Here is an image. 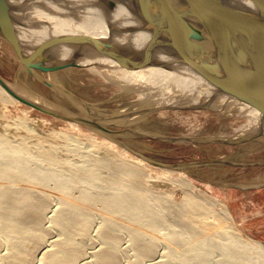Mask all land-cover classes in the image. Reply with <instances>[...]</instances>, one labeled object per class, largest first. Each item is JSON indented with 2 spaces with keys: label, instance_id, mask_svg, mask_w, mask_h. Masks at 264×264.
Segmentation results:
<instances>
[{
  "label": "bare ground",
  "instance_id": "6f19581e",
  "mask_svg": "<svg viewBox=\"0 0 264 264\" xmlns=\"http://www.w3.org/2000/svg\"><path fill=\"white\" fill-rule=\"evenodd\" d=\"M8 1L14 18L22 24L18 26V33L25 51L29 54L43 40L54 34L91 33L106 37L111 30L109 26L125 28L132 27L134 23L125 6H119L110 14L103 1H101L104 5L102 8L86 6L87 3L92 4L96 0ZM69 1L72 7L66 3ZM128 38L129 36L122 35L119 41L127 46L130 43ZM131 38H134L135 43L139 45L146 41L148 35L136 33ZM32 53L39 58L59 57L79 63L84 68L97 69L110 84L115 83L118 86L119 93L124 98H130L122 106L126 109L134 107L137 102L146 106L149 99L154 105L142 111H152L160 107L201 109L200 113L205 116L217 113L220 121L223 120L234 126L235 131L230 138L236 143H243L257 136L260 137L259 139L264 137V110L253 101L232 93L224 82L212 78L210 73L214 68H207L206 65L213 64L203 58L202 51L197 47L179 51L164 47L153 57L139 56L126 63H116L110 59L103 61L76 59L70 57L67 49L56 46H47ZM28 75L27 82L33 88L37 80L32 74ZM49 75L48 73L44 76L55 82ZM11 86L15 91L37 103L56 108L44 95L31 90L30 87L28 90L27 85L16 83ZM0 99L6 102L19 101L1 84ZM124 108L117 110L121 112L117 114L120 123L129 121L131 116L137 114L126 112ZM237 112L240 116L248 117V122L239 127L233 123ZM227 113H230L229 116ZM94 114H91L92 117H96ZM68 121L74 123L73 125L78 123ZM219 132L213 135L214 138H225V141L231 142L226 140L228 137L218 135ZM203 135L204 133L198 136ZM70 141L74 149L82 144L93 153L101 145L107 150L106 142H97L94 136L90 137L92 142H83L78 136H72ZM40 160L35 155H26L22 146L12 144L10 140L0 136V217L6 226V234H8L6 239L14 238L10 252L5 254L11 264L28 262L78 264L81 256L83 258L84 252L87 251H85L86 245L82 243L83 240L82 242L75 240V234H89L99 213L107 220L102 232L107 245L96 249L95 252L101 264H122L119 252L122 236L117 233L119 229H128L134 236L140 255V259L135 264H144V260L154 256L158 243L164 240L170 243L172 250L167 259L158 260L155 264H179L180 260L191 264H213V259L210 262V257L213 251L217 252V250L224 252L222 264H255L253 258L255 252L259 253L257 257L262 259V261L257 259L259 264H264V244L243 237L227 207L221 210L229 222L224 224L225 227L222 224L218 226L216 224L215 228L214 225L204 226L199 215L201 219L190 218L189 211L206 206L201 202L202 198L191 189L193 183L187 177L174 180L184 188L186 198L182 203L173 202V199L171 202L172 196L170 200L168 197L170 192H166L167 196L157 193V190L152 188L144 190L139 180L132 181L147 174L143 164L122 157L103 156L96 159L97 163L87 161L82 166V170L88 172L87 176L80 174L79 169L68 167L70 173L79 181L82 180L85 185L78 195H74L72 191L76 186L70 177L60 174L57 169L45 167L46 161ZM103 167L115 168L130 179L109 181L108 185L111 184L107 185L109 189L103 188L100 178L97 179L95 176L97 175L95 171ZM52 195L60 198V207L63 210L61 213L58 212L54 221L64 228L66 236L55 241V248L48 250L46 247L45 255L37 259L35 251L27 250L25 243L32 240L36 248L44 247L47 230L43 228V223L47 218V208L51 206ZM162 203L166 204V209L162 208ZM173 213L180 220L181 229L164 235L157 233L160 226L164 225L168 216H172ZM3 243V239L0 238V246Z\"/></svg>",
  "mask_w": 264,
  "mask_h": 264
},
{
  "label": "rangeland",
  "instance_id": "374dc122",
  "mask_svg": "<svg viewBox=\"0 0 264 264\" xmlns=\"http://www.w3.org/2000/svg\"><path fill=\"white\" fill-rule=\"evenodd\" d=\"M37 57H34L36 62L45 58L48 65L59 62L67 64L64 69L55 72L42 67L39 72L43 77L49 73L55 82L79 98V104L64 93L52 91L38 79L36 80L40 84L36 81L32 88L27 82L29 75L25 70L21 74L20 81H17L15 71L20 63L19 53L0 37V74L7 81L12 85L20 83L29 86L35 92L47 97L61 111L68 110L75 114L88 113V115L95 113V118L103 122L116 123L107 125L114 132L108 133L107 136L98 129H91L81 123L73 125L74 123L68 120L40 111L20 100L6 102L0 99V136L10 140L12 144L22 146L26 155H35L41 159L40 161H46L45 167L57 169L60 174L70 177L76 186L74 187L76 190L72 191L74 195H78L85 185L81 179L79 181L70 173L68 167L79 169L80 174L87 176L88 172L82 170V166L87 161L97 163L96 159L103 156L122 157L143 164L147 174L138 179L131 178L132 181L139 180L144 190L152 188L164 195L170 192V196H167L169 200L172 196L171 202L173 199V202L182 203L186 198L184 188L174 180L187 177L193 183L191 189L202 198L201 202L206 206L189 211L190 218H202L201 224L204 226L214 225L215 228L222 224L225 227L224 224L229 222L221 210L227 207L242 236L250 241H261L264 244V137L259 139L260 137L257 136L246 141L247 143H236L230 138L235 131L234 126L223 120L220 121L217 113L205 116L200 113L201 109L160 107L152 111H142L154 105L151 99L146 106L137 102L134 107L126 109L122 106L130 98H124L119 93L118 86L115 83L110 84L97 69L84 68L79 63L59 57ZM82 101L93 105H86V102L82 103ZM121 108L126 109V112L137 114L133 115L134 118L131 116L132 120L130 118L129 121L120 123L117 118L120 111L117 110ZM229 114L227 113L228 116ZM235 115L237 116L233 118V123L236 127L248 122V117L240 116L238 112ZM217 131H220L218 135L228 137L226 140L231 142L225 141V138H214L213 135ZM202 133L203 136H198ZM71 135L78 136L83 142H92L90 137L94 136L97 142H106L107 150L101 145L93 153L82 144L74 149L70 141ZM95 172L96 178L101 180V186L107 189L111 185H108L109 181L130 179L115 168L103 167ZM51 199V206L47 208V218L43 223V228L47 230L44 247L36 248L32 240L25 243L27 250L35 251L37 259L45 255L46 247L48 250L55 248V241L66 236L64 228L54 221L58 212L61 213L63 210L60 207V198L52 195ZM163 204L162 208L166 209V204ZM174 213L173 217L168 216L157 233L164 235L181 229V222ZM96 217L89 234H75V240L78 242L83 240L82 243L86 245L85 251H87L83 254L85 258L81 256L78 264L90 262V264H101L95 252L107 245L102 234L107 220L100 213ZM117 233L122 236L119 249L122 264H135L140 259V255L133 234L128 229H119ZM7 235L6 226L0 217V238L4 242L0 246V264H11L5 254L10 252L14 238L6 239ZM171 250L169 242L165 240L159 242L155 255L144 260V264H155L158 260L167 259ZM257 256L259 253L255 252L253 254L255 264L260 263L258 260L262 261ZM211 257L210 262L213 259V264H222L225 256L224 252L217 250V252L213 251ZM27 264H37V262ZM179 264L191 263L180 260Z\"/></svg>",
  "mask_w": 264,
  "mask_h": 264
},
{
  "label": "water",
  "instance_id": "95a60500",
  "mask_svg": "<svg viewBox=\"0 0 264 264\" xmlns=\"http://www.w3.org/2000/svg\"><path fill=\"white\" fill-rule=\"evenodd\" d=\"M101 1L110 14L119 6H125L134 22L132 27L109 26L111 30L106 37L91 33L54 34L35 49L56 46L67 49L70 57L76 59H110L126 63L139 56L153 57L164 47L174 51L197 47L203 58L213 64L206 65L214 68L210 73L212 78L224 82L232 93L253 101L264 110V0H96L86 6L102 8ZM66 3L72 7L70 1ZM11 8L8 0H0V37L7 40L20 56L15 79L20 81L25 70L52 91L64 93L79 104L76 95L41 75V67L55 72L67 64L48 65L45 58L36 62L35 55L27 53L22 45L18 33V26L22 24L14 18ZM136 33H145L148 38L137 45L131 38ZM122 35L129 36L127 46L119 41ZM0 84L20 101L40 111L98 129L105 135L114 132L107 125L116 123L108 124L84 113L75 114L37 103L15 91L1 74ZM82 103L93 105L87 101Z\"/></svg>",
  "mask_w": 264,
  "mask_h": 264
}]
</instances>
